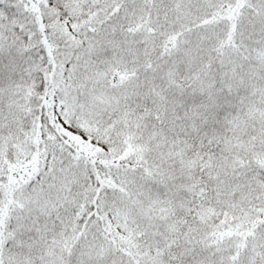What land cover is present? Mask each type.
Listing matches in <instances>:
<instances>
[{
    "label": "snow or ice",
    "instance_id": "obj_1",
    "mask_svg": "<svg viewBox=\"0 0 264 264\" xmlns=\"http://www.w3.org/2000/svg\"><path fill=\"white\" fill-rule=\"evenodd\" d=\"M0 264H264V0H0Z\"/></svg>",
    "mask_w": 264,
    "mask_h": 264
}]
</instances>
